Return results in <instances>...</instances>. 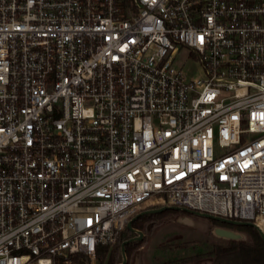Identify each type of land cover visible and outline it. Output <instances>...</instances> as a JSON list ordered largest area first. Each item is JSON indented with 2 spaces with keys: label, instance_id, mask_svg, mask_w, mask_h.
I'll return each mask as SVG.
<instances>
[{
  "label": "built area",
  "instance_id": "1",
  "mask_svg": "<svg viewBox=\"0 0 264 264\" xmlns=\"http://www.w3.org/2000/svg\"><path fill=\"white\" fill-rule=\"evenodd\" d=\"M156 206L264 231V0H0V264Z\"/></svg>",
  "mask_w": 264,
  "mask_h": 264
},
{
  "label": "trees",
  "instance_id": "2",
  "mask_svg": "<svg viewBox=\"0 0 264 264\" xmlns=\"http://www.w3.org/2000/svg\"><path fill=\"white\" fill-rule=\"evenodd\" d=\"M160 207L161 206H156L154 208ZM185 214L188 213L177 210H165L160 213L143 214L133 221L132 226L135 230L142 231L146 237L152 234L156 228L164 224L169 216L175 215L179 217ZM211 223L213 225H219L243 232L246 234L247 240H228L225 245L207 243L202 240H193L183 244L168 246V248L174 246L183 251H187L189 248L193 250L199 249V251H201L199 253L201 254L198 253L195 259L204 257L203 259H207L210 262L208 264H264V240L258 230L250 225L234 226L217 222ZM135 236H137V233L127 228V230L121 234L118 243L113 247L110 253H108V249L99 251L97 258L99 263L121 264L123 261L122 244ZM144 238L141 241H134L126 245V256L128 259H131L132 262H135L140 247L145 241ZM74 259L78 264H87L88 261L84 256H76Z\"/></svg>",
  "mask_w": 264,
  "mask_h": 264
},
{
  "label": "rangeland",
  "instance_id": "3",
  "mask_svg": "<svg viewBox=\"0 0 264 264\" xmlns=\"http://www.w3.org/2000/svg\"><path fill=\"white\" fill-rule=\"evenodd\" d=\"M214 226L211 221L190 213L179 217L169 216L167 221L156 228L152 234L144 236L145 241L140 247L135 262L126 256V264H208L210 262L203 259L204 257L195 259L196 255L201 252L199 249L189 248L187 251H183L180 248L174 246V248H168V246L193 240L225 245L228 240L213 235ZM87 264L92 263L88 260ZM94 264L100 263L96 260Z\"/></svg>",
  "mask_w": 264,
  "mask_h": 264
},
{
  "label": "water",
  "instance_id": "4",
  "mask_svg": "<svg viewBox=\"0 0 264 264\" xmlns=\"http://www.w3.org/2000/svg\"><path fill=\"white\" fill-rule=\"evenodd\" d=\"M165 210H177V211H184L186 213H190V214H194V215H198L201 216L211 222H217V223H221V224H230V225H234V226H241V225H250L252 227H254L256 230H258L261 234V237L264 240V231L255 223L252 222H242V221H237V220H231V219H227V218H223V217H219V216H214L211 214H207V213H203V212H199V211H194L188 208H181L178 206H162L160 208H152L149 209L145 212H143L141 215L143 214H154V213H160L163 212ZM140 216V215H139ZM138 216V217H139ZM137 218V217H136ZM134 218L132 221H130L127 225V228L135 231L137 233V236L132 237L128 240H126L125 242H123L122 244V255H123V262L121 264H126L127 263V257H126V245L134 242V241H141L144 238V233L142 231L139 230H135L133 228V221L136 219ZM212 233L214 236L218 237V238H223L225 240H233V241H245L247 239L246 234L234 229H230L227 227H223V226H219V225H215Z\"/></svg>",
  "mask_w": 264,
  "mask_h": 264
}]
</instances>
